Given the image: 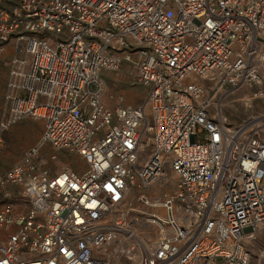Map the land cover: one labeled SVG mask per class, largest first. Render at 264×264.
<instances>
[{"label":"built area","instance_id":"2783aa9c","mask_svg":"<svg viewBox=\"0 0 264 264\" xmlns=\"http://www.w3.org/2000/svg\"><path fill=\"white\" fill-rule=\"evenodd\" d=\"M10 43L0 145L26 117L44 127L0 175V264H252L264 141L212 111L197 79L262 82L264 0H0V53ZM122 61L145 106L103 103L101 73ZM157 183L174 190L153 199ZM133 187L158 228L138 242Z\"/></svg>","mask_w":264,"mask_h":264},{"label":"rangeland","instance_id":"374dc122","mask_svg":"<svg viewBox=\"0 0 264 264\" xmlns=\"http://www.w3.org/2000/svg\"><path fill=\"white\" fill-rule=\"evenodd\" d=\"M51 37L53 41L60 38L58 35H51ZM13 54L14 48L12 43L8 44L5 51L0 53V71L6 70L7 76L9 68L8 62ZM262 72L264 74V66ZM135 74L133 64L127 61H122L116 69L106 68L102 71L101 76L105 83L102 100L108 108L113 109L119 106L139 107L146 105L148 88L137 82ZM197 82L204 85L206 88V99L211 102L210 108L212 111H215L216 108L219 109L223 119L226 120L228 125H245L254 135L264 141V120L262 119L264 117V77L259 84L244 85L236 89L228 85H222L221 83L215 84V82H209L203 79H197ZM2 111L3 100L0 104V118ZM146 111L148 115L151 114L149 106H146ZM19 122H22V125H29L31 127L40 124L41 137L44 127L43 120H35L26 117ZM8 130L2 134L3 143L0 145V170L3 168L2 164L13 160L15 154L20 155V161L24 152L28 149L27 147L21 150V144L25 141L23 138L20 139L14 136L6 139L5 135ZM146 137L147 135H143L142 141L144 151L141 162L144 161L148 155L149 144L148 141H146ZM43 151L41 152V156L54 152L49 146L43 148ZM68 160H70L68 154L59 152L57 162H54L49 168L57 171L63 168V165ZM157 185L160 186L159 189ZM157 185H155L153 187L154 190L150 192V196L153 199H162L164 193H170L174 190L173 186H163L160 183H157ZM143 192L146 191L138 187H133L130 190L128 205H131L133 209L129 214L128 220L139 218L140 222L144 224L140 227L141 232L151 234L154 238L157 236L158 228L155 225L149 226L144 223L143 219L146 216L143 212H148L149 210L143 205H140L137 201L138 195ZM255 235L257 239L252 241L248 246L252 253V264H264V229H258Z\"/></svg>","mask_w":264,"mask_h":264},{"label":"crops","instance_id":"0c3cea01","mask_svg":"<svg viewBox=\"0 0 264 264\" xmlns=\"http://www.w3.org/2000/svg\"><path fill=\"white\" fill-rule=\"evenodd\" d=\"M1 59V58H0ZM7 82V72L0 71V104L3 100L5 86ZM31 127L29 125H22V122H18L14 126H12L8 132L6 133V139L12 138V137H19L20 139H24L25 141L21 144V150L26 149L27 147H31L39 141L40 138V128L39 125ZM20 150V151H21ZM15 157L10 162H6L2 164V169L0 170V175H2L6 170H9L11 167H13L15 164L19 162L20 155L15 154ZM7 199L4 197L3 193L0 192V208L7 203Z\"/></svg>","mask_w":264,"mask_h":264},{"label":"bare ground","instance_id":"6f19581e","mask_svg":"<svg viewBox=\"0 0 264 264\" xmlns=\"http://www.w3.org/2000/svg\"><path fill=\"white\" fill-rule=\"evenodd\" d=\"M262 119L264 120V117H263ZM157 187H158V189H159L160 186L157 185ZM153 190H154V189L151 187V188H150V191H153ZM159 213L162 215V217H167L166 212H161V211H159ZM141 225H144L143 222H142V223H141V222H138V223H136V225H135V227H134V228H135V229H134L135 232H133V233H134V235H135V238H136L135 241H136V242H138L139 240L142 241V239H143V238L140 236V234H141V230H140ZM125 230H126V231H129L127 228H125ZM125 230H124V229L121 230V232H122L123 235H126V234H124V233H126ZM138 231L140 232V234H136V232H138ZM256 231H257V230H255V231H253V232H251V233L255 236ZM137 246H138V245H137ZM106 254H107L109 257H110V256H116V253H113V252H111V251L109 252V250H106ZM134 259L136 260V257H135Z\"/></svg>","mask_w":264,"mask_h":264}]
</instances>
